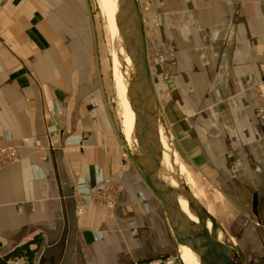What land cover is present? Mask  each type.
<instances>
[{"label": "crops", "instance_id": "crops-1", "mask_svg": "<svg viewBox=\"0 0 264 264\" xmlns=\"http://www.w3.org/2000/svg\"><path fill=\"white\" fill-rule=\"evenodd\" d=\"M77 1L0 0V148L19 156L0 172V259L35 264L63 238L60 264H185L127 156ZM141 19L146 44L174 46L172 78L157 69L151 80L188 187L264 189V0H156ZM108 186L118 198L107 217L91 195Z\"/></svg>", "mask_w": 264, "mask_h": 264}, {"label": "water", "instance_id": "water-1", "mask_svg": "<svg viewBox=\"0 0 264 264\" xmlns=\"http://www.w3.org/2000/svg\"><path fill=\"white\" fill-rule=\"evenodd\" d=\"M117 4L115 25L132 67L126 88L136 137V147L131 149L132 161L164 210L167 224L179 247L190 249L199 264H242L232 240L192 194L173 152L169 154V162L175 171L176 184L171 185L160 177L164 152L160 130L165 137L166 133L147 65L143 23L136 0H118ZM179 198L186 202L191 216L183 211ZM219 234L223 237L219 238ZM52 247L58 254L57 258L49 257ZM63 247V238L57 244H47L35 264H60ZM179 263L182 264L180 258Z\"/></svg>", "mask_w": 264, "mask_h": 264}, {"label": "rangeland", "instance_id": "rangeland-1", "mask_svg": "<svg viewBox=\"0 0 264 264\" xmlns=\"http://www.w3.org/2000/svg\"><path fill=\"white\" fill-rule=\"evenodd\" d=\"M136 2L142 18L152 7L147 12H142L143 2L141 0ZM75 9L77 25L80 26L85 40L89 44L92 43L102 89L114 124L119 132L121 129L125 141L129 142L125 119L126 108L123 105L125 98L122 100L120 91V87L122 91L124 88L120 81V73L112 63L114 48L109 33V18L105 14L103 1L78 0ZM163 143V156L169 168L171 167L169 153L164 140ZM167 144L173 152L168 140ZM126 153L131 158L128 143H126ZM183 175H186L185 172ZM203 186L204 183L199 180L190 190L232 240L242 264H264V189H204ZM253 195H257L259 200L258 221L251 213ZM181 250L179 247V252ZM182 252L185 254V264H197L185 249Z\"/></svg>", "mask_w": 264, "mask_h": 264}, {"label": "built area", "instance_id": "built-area-1", "mask_svg": "<svg viewBox=\"0 0 264 264\" xmlns=\"http://www.w3.org/2000/svg\"><path fill=\"white\" fill-rule=\"evenodd\" d=\"M141 1L144 4L142 12H147L156 0ZM146 57L151 79L153 73H155L157 69H161V78L163 82H168L172 78L175 65V50L172 44L166 42H149L146 44ZM261 69L263 73V80L256 85L258 100L256 116L264 126V63H262ZM18 162L19 156L14 148H0V172L14 168ZM117 198L118 193L113 186L96 190L91 195V201L95 205L101 206L107 217L111 215L117 203ZM77 210L80 212L82 210V205L78 204ZM7 264H13V262H8ZM14 264L21 263L16 261ZM133 264H179V258L176 256H168L147 262H135Z\"/></svg>", "mask_w": 264, "mask_h": 264}, {"label": "bare ground", "instance_id": "bare-ground-1", "mask_svg": "<svg viewBox=\"0 0 264 264\" xmlns=\"http://www.w3.org/2000/svg\"><path fill=\"white\" fill-rule=\"evenodd\" d=\"M103 1V5H104V11L106 16L109 18V33L111 36V40L113 42V48H114V53L112 56V63L113 66L119 71L120 73V81L123 83V91H122V87H120V91L122 93L121 97L122 100H124V104L125 105V119H126V126L128 129V137H129V142H127L130 146V149H134L136 147V137H135V131L133 128L134 125V117H133V113L129 107L128 104V99L126 97V88H127V84H128V77L131 73L132 67H131V63L128 59V57L125 55V50L122 44V41L118 35L117 29H116V25H115V16L117 13V9H118V0H102ZM102 4V3H101ZM160 136H161V144L163 147V140L164 142H166L167 144V139L164 135V133L160 130ZM163 139V140H162ZM166 149L167 152L169 154L172 153V151L170 150L168 144L166 145ZM173 167H167L166 162L164 160V156H163V161L162 164L160 166V177H162V179L164 181H166L167 183L171 184V185H175V179H174V169H172ZM179 203L181 205V208L183 209L184 212H186L187 214H189L187 207H186V202L182 199L179 198ZM190 215V214H189ZM191 216V215H190ZM223 236L221 234H219V238H222ZM183 249H185L186 253L191 255V257L194 259V261L199 264V261L196 257V255L194 253H192V251L190 249H188L187 247L183 246ZM181 262V260H180ZM182 263V262H181ZM180 264V263H179Z\"/></svg>", "mask_w": 264, "mask_h": 264}, {"label": "trees", "instance_id": "trees-1", "mask_svg": "<svg viewBox=\"0 0 264 264\" xmlns=\"http://www.w3.org/2000/svg\"><path fill=\"white\" fill-rule=\"evenodd\" d=\"M21 255V252H14L12 254H10L9 256L3 257L2 259H0V264H7L8 261L13 260L16 257H19ZM32 256L28 255L27 256V260L29 262V264H32L33 260H32Z\"/></svg>", "mask_w": 264, "mask_h": 264}, {"label": "flooded vegetation", "instance_id": "flooded-vegetation-1", "mask_svg": "<svg viewBox=\"0 0 264 264\" xmlns=\"http://www.w3.org/2000/svg\"><path fill=\"white\" fill-rule=\"evenodd\" d=\"M258 208H259V200L257 195L252 196V201H251V213L254 216L255 219L258 221Z\"/></svg>", "mask_w": 264, "mask_h": 264}]
</instances>
